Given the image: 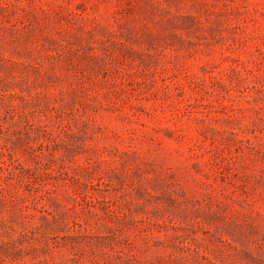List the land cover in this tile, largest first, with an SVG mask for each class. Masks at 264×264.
Instances as JSON below:
<instances>
[{
    "label": "rangeland",
    "instance_id": "1",
    "mask_svg": "<svg viewBox=\"0 0 264 264\" xmlns=\"http://www.w3.org/2000/svg\"><path fill=\"white\" fill-rule=\"evenodd\" d=\"M0 264H264V0H0Z\"/></svg>",
    "mask_w": 264,
    "mask_h": 264
}]
</instances>
